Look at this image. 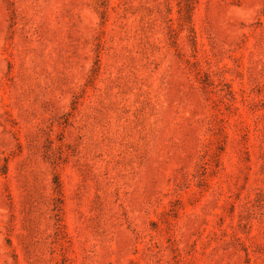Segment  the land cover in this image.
<instances>
[{
  "label": "rangeland",
  "instance_id": "374dc122",
  "mask_svg": "<svg viewBox=\"0 0 264 264\" xmlns=\"http://www.w3.org/2000/svg\"><path fill=\"white\" fill-rule=\"evenodd\" d=\"M0 264H264V0H0Z\"/></svg>",
  "mask_w": 264,
  "mask_h": 264
}]
</instances>
